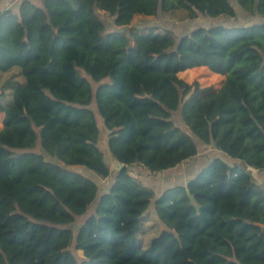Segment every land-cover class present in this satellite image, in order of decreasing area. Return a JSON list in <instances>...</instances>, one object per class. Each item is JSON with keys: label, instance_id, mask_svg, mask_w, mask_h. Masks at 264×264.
I'll use <instances>...</instances> for the list:
<instances>
[{"label": "trees", "instance_id": "16d2710c", "mask_svg": "<svg viewBox=\"0 0 264 264\" xmlns=\"http://www.w3.org/2000/svg\"><path fill=\"white\" fill-rule=\"evenodd\" d=\"M235 2L258 20L179 37L128 25L178 8L234 17L231 0H19L0 10V71L24 78L0 87V264H264V189L237 162L213 157L160 193L131 174L137 163L151 174L175 167L201 144L264 168V0ZM98 9L128 27L108 30ZM191 67L224 75L220 87L178 76ZM150 206L164 228L143 247L136 231Z\"/></svg>", "mask_w": 264, "mask_h": 264}, {"label": "rangeland", "instance_id": "374dc122", "mask_svg": "<svg viewBox=\"0 0 264 264\" xmlns=\"http://www.w3.org/2000/svg\"><path fill=\"white\" fill-rule=\"evenodd\" d=\"M231 3L233 4L236 14L234 17H225V16H219V17H209L203 14H198L196 17L192 18L188 16L187 10L184 8H178L168 11H162L158 10V12L154 15H145V14H135L132 17V20L128 26H134L136 28H144L149 26H155L160 27L163 29H170L176 36H180L191 29L197 27V26H210L215 24H224V25H234V24H243V23H251L256 20H258L257 15L251 16L247 14L244 10H242L235 0H231ZM97 13L99 17L103 20L105 23V26L108 30H119V29H125L126 26H116L113 22V18L104 12L101 9L97 10ZM17 69H11L8 73H0V87L1 84L4 86H7L8 83H6L8 78L13 77L17 80H23V76L20 75L17 71L19 70L18 67H15ZM5 74V75H4ZM178 76L185 80L186 82H193L197 81L200 86H212L214 89H217L220 87L224 75H215L210 73L207 69H201V68H194L191 70H187V72H178ZM91 108L95 111L97 119H98V125L102 126L101 118L97 114L96 107L94 102L91 104ZM176 116V119H178V114H174ZM103 140V137L101 138V141ZM104 142H101V145L105 151ZM200 151L204 152V155L207 159L209 157H212V154H210V147L206 144L200 145ZM208 153V154H207ZM106 154V153H105ZM202 155V154H201ZM200 155V156H201ZM139 165V164H138ZM140 167V166H139ZM79 168V167H76ZM134 170L131 169V172ZM115 172L112 170L111 174L107 178H100L97 179L99 186H100V192L106 190L110 183L111 179ZM133 175V174H132ZM175 177L172 178L173 183H176L174 180ZM111 180V181H110ZM110 181V182H109ZM150 186L157 192L160 193V185L159 183H163L165 185V179L162 177L161 173H158L153 176L150 181ZM167 186V185H166ZM96 203V200L92 202L90 205L91 208L94 207ZM153 208L150 206L142 215L141 217V223L137 228L136 231V241L143 247H146L150 240L156 236L161 229L164 228L161 223H159V219L157 216L153 213ZM87 216V213L80 216L79 218L84 219ZM77 223H72L73 229L77 228ZM79 253L81 254L82 251L79 250Z\"/></svg>", "mask_w": 264, "mask_h": 264}, {"label": "crops", "instance_id": "0c3cea01", "mask_svg": "<svg viewBox=\"0 0 264 264\" xmlns=\"http://www.w3.org/2000/svg\"><path fill=\"white\" fill-rule=\"evenodd\" d=\"M18 1L19 0H0V10H2L5 7L16 9V7L18 6ZM194 68H196V67L188 68V70H191ZM12 69H17V68H12ZM9 71H11V69L8 71H0V73H2V74L8 73ZM13 79H15V78H13ZM22 81L23 80H20V82H22ZM1 91L2 90L0 88V92ZM5 92H6V99H7V101H9L11 98L10 97L11 89H6ZM3 116H4L3 111H0V128L2 126ZM206 145H209L210 154H212V157H209V159L206 158V156L204 155V152L200 151L195 157L187 159V160L177 164L175 167L163 170L161 172H157L155 174L149 173L143 167L138 165L139 163H137V164L132 166V169L134 171L131 172V174H133V176H135L143 184L151 187L150 183H149L150 179L153 176L155 177L156 174L161 173L162 177H164V179H165V185L163 183H159V185H160V189H159L160 191L159 192H161L162 189L166 185L170 186L173 184H181V183L184 184V183H186L187 180L190 177H192L202 166L207 164L211 158L216 157V156H220V157H223L224 159H226L230 163L237 162L243 169H245L251 175L252 179L264 189V168H255V167L248 166L246 163H244L241 160L233 159V158L227 156L224 152L215 148L214 146H212L210 144H206ZM105 158H106V161L110 164V166L112 168H114L115 167V161L113 160V158L109 152H107L105 154ZM173 177H175L174 180L176 183H173V180H172ZM112 179H113V177H112ZM158 221H159V223H161V225H163L160 220H158Z\"/></svg>", "mask_w": 264, "mask_h": 264}, {"label": "water", "instance_id": "95a60500", "mask_svg": "<svg viewBox=\"0 0 264 264\" xmlns=\"http://www.w3.org/2000/svg\"><path fill=\"white\" fill-rule=\"evenodd\" d=\"M102 138V135L100 136V139ZM117 167H120L122 164H118L116 163ZM189 193V191H187ZM190 197L192 198V196L190 195Z\"/></svg>", "mask_w": 264, "mask_h": 264}]
</instances>
